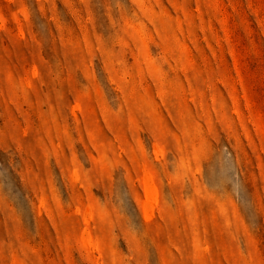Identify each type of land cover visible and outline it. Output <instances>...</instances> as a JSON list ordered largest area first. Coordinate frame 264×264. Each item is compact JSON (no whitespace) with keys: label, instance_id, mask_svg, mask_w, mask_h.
<instances>
[{"label":"rangeland","instance_id":"obj_1","mask_svg":"<svg viewBox=\"0 0 264 264\" xmlns=\"http://www.w3.org/2000/svg\"><path fill=\"white\" fill-rule=\"evenodd\" d=\"M0 264H264V0H0Z\"/></svg>","mask_w":264,"mask_h":264},{"label":"bare ground","instance_id":"obj_2","mask_svg":"<svg viewBox=\"0 0 264 264\" xmlns=\"http://www.w3.org/2000/svg\"><path fill=\"white\" fill-rule=\"evenodd\" d=\"M145 184L148 195L153 198V196L155 195V190L152 184L150 183V180H147Z\"/></svg>","mask_w":264,"mask_h":264}]
</instances>
